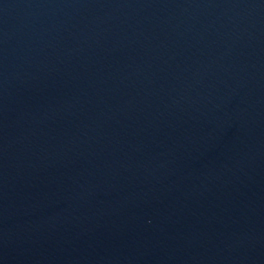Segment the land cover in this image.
Wrapping results in <instances>:
<instances>
[{"label":"water","instance_id":"obj_1","mask_svg":"<svg viewBox=\"0 0 264 264\" xmlns=\"http://www.w3.org/2000/svg\"><path fill=\"white\" fill-rule=\"evenodd\" d=\"M0 264H264V0H0Z\"/></svg>","mask_w":264,"mask_h":264}]
</instances>
